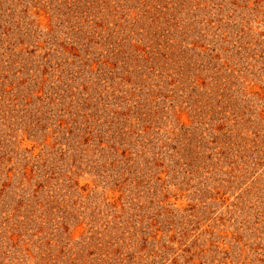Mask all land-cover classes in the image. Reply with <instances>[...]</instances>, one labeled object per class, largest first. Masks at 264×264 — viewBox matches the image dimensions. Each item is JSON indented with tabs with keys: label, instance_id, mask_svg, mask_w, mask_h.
I'll return each mask as SVG.
<instances>
[{
	"label": "rangeland",
	"instance_id": "obj_1",
	"mask_svg": "<svg viewBox=\"0 0 264 264\" xmlns=\"http://www.w3.org/2000/svg\"><path fill=\"white\" fill-rule=\"evenodd\" d=\"M0 264H264V0H0Z\"/></svg>",
	"mask_w": 264,
	"mask_h": 264
}]
</instances>
